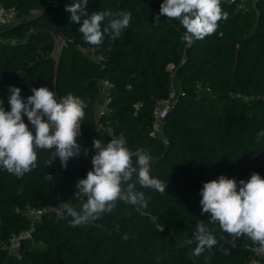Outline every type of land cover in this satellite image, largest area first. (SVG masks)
<instances>
[{
	"label": "trees",
	"instance_id": "1",
	"mask_svg": "<svg viewBox=\"0 0 264 264\" xmlns=\"http://www.w3.org/2000/svg\"><path fill=\"white\" fill-rule=\"evenodd\" d=\"M162 2L89 0V13H132L120 38L112 41L106 35L100 46H93L83 40L79 25L69 21L65 6L71 0H0L19 13L42 11L0 28V100L5 109L10 110L8 86L19 87L25 100L32 87L47 86L57 98L72 93L87 105L77 139L81 155L70 159L67 169L58 157L46 166L51 153L44 150L38 152L37 167L22 178L0 168V264H250V248L258 244L241 237L233 248V238L210 223L208 213L201 214L199 201L203 183L219 175L237 183L253 172L264 178V137L256 140L264 130V2L239 9L221 0L228 18L214 34L191 45L181 40L185 29L178 20L161 16L155 23ZM35 23L49 24L60 33L63 43L55 60L49 56L51 35L28 32ZM102 80L111 83L108 112L96 116ZM170 91L174 99L160 123L164 144L159 135H149L151 109ZM24 121L29 123L26 116ZM96 138L105 143L122 138L131 151L148 152L152 175L168 183L165 193L137 184L149 199L146 208L118 201L112 212L75 228L64 208L62 218L42 214L31 239L21 241L19 257L3 249L10 234L28 228L19 211L25 205L68 204L79 210L86 198L74 196L75 184L91 168ZM198 222L218 243L195 256V244L181 243L192 238ZM221 246L230 254L224 255ZM255 264H264V259L257 258Z\"/></svg>",
	"mask_w": 264,
	"mask_h": 264
},
{
	"label": "clouds",
	"instance_id": "2",
	"mask_svg": "<svg viewBox=\"0 0 264 264\" xmlns=\"http://www.w3.org/2000/svg\"><path fill=\"white\" fill-rule=\"evenodd\" d=\"M88 3L89 0H71L65 6L69 21L79 25L78 31L86 43L100 46L106 35L115 41L130 26L131 12L105 9L89 13ZM161 16L178 20L185 29L181 40L191 45L214 34L219 22L228 18V13L222 10L221 0H163L159 14L154 17L155 23ZM31 92L25 100L19 87L8 86L10 110H6L4 101L0 100V168L16 178H22L37 167L40 150L51 153L45 160L46 166L58 157L64 169L70 159L81 155L82 146L77 138L85 117V101L72 93L57 98L47 86L32 87ZM25 116L29 123H25ZM262 137L264 130L256 134V140ZM93 150L91 168L86 177L75 184V190L86 197V201L79 210L68 204L63 206L71 217L70 227L92 224L102 214L112 212L118 201L146 208L149 199L143 191L137 190V184L143 189L165 193L168 183L152 175V157L148 152L131 151L122 138H111L107 143L96 138ZM83 155L88 156L87 148L83 149ZM200 196L201 214L208 213L210 223L218 224L233 238V248L241 237L264 248V178L259 173L253 172L249 179H241L239 183L234 178L219 175L203 183ZM123 238L128 239L127 234ZM217 243L210 229L198 222L192 238L185 239L181 246L195 244L193 255L199 256ZM220 250L224 255L230 254L223 246ZM156 259L159 261L161 257Z\"/></svg>",
	"mask_w": 264,
	"mask_h": 264
},
{
	"label": "built area",
	"instance_id": "3",
	"mask_svg": "<svg viewBox=\"0 0 264 264\" xmlns=\"http://www.w3.org/2000/svg\"><path fill=\"white\" fill-rule=\"evenodd\" d=\"M257 0H225L226 3L234 4L239 9H244L248 4H252ZM264 2V0H262ZM41 10L37 8H28L25 12L19 13L15 6H3L0 4V28H5L11 25L22 23L30 19L36 18L41 14ZM98 58L97 56H93ZM111 86V83L107 80H102L98 85V90L101 89L103 92V100L97 106L95 114L96 116L108 112L106 107L107 99V88ZM174 99V93L170 91L165 97L158 98L154 101L151 109V131L149 135H159L161 141L165 144L166 140L161 135L160 123L165 112L169 109ZM137 107V104L134 105ZM99 128H103L100 124L97 125ZM81 130V126H80ZM106 131L111 135V130L107 127ZM80 135L77 139H81ZM74 196L80 201H84L86 197L79 195L77 190H74ZM64 205H37L30 206L25 205L22 209H19L21 214L28 220V228L21 229L16 233L10 234L5 242L2 244V248L8 253L19 257V246L21 241L31 239V233L33 231L35 223L40 219L42 214L50 213L54 218H62ZM17 210V208H16ZM252 257L250 264H255L257 258L264 259V248L259 245H253L251 248Z\"/></svg>",
	"mask_w": 264,
	"mask_h": 264
},
{
	"label": "rangeland",
	"instance_id": "4",
	"mask_svg": "<svg viewBox=\"0 0 264 264\" xmlns=\"http://www.w3.org/2000/svg\"><path fill=\"white\" fill-rule=\"evenodd\" d=\"M57 33H58L57 36L56 35H51V38H52V48H51V51L49 53V56L52 58V60H55L56 59V55H57L59 46L63 43V39H62L60 33L59 32H57ZM6 41L9 42V43H12L14 41V39L7 38ZM86 52L88 54H90L92 51L91 50H88ZM102 100H103V92H102L101 89H99L98 90V94H97V106H99V104L101 103ZM97 106H96V108H97Z\"/></svg>",
	"mask_w": 264,
	"mask_h": 264
},
{
	"label": "water",
	"instance_id": "5",
	"mask_svg": "<svg viewBox=\"0 0 264 264\" xmlns=\"http://www.w3.org/2000/svg\"><path fill=\"white\" fill-rule=\"evenodd\" d=\"M37 31L46 32L49 33L50 35H56V36L58 34L53 26L44 23H35L31 25L30 29L28 30V32H37Z\"/></svg>",
	"mask_w": 264,
	"mask_h": 264
}]
</instances>
